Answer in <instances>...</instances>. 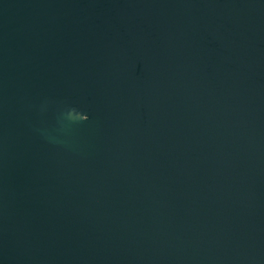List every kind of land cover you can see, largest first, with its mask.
Segmentation results:
<instances>
[{
    "label": "water",
    "instance_id": "1",
    "mask_svg": "<svg viewBox=\"0 0 264 264\" xmlns=\"http://www.w3.org/2000/svg\"><path fill=\"white\" fill-rule=\"evenodd\" d=\"M0 264H264V0H0Z\"/></svg>",
    "mask_w": 264,
    "mask_h": 264
}]
</instances>
